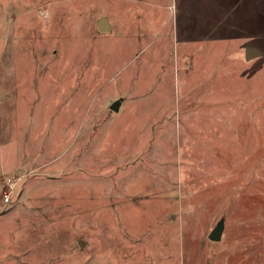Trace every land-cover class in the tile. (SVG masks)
Segmentation results:
<instances>
[{
  "label": "rangeland",
  "instance_id": "rangeland-1",
  "mask_svg": "<svg viewBox=\"0 0 264 264\" xmlns=\"http://www.w3.org/2000/svg\"><path fill=\"white\" fill-rule=\"evenodd\" d=\"M0 88V264H264V0H0Z\"/></svg>",
  "mask_w": 264,
  "mask_h": 264
},
{
  "label": "water",
  "instance_id": "water-1",
  "mask_svg": "<svg viewBox=\"0 0 264 264\" xmlns=\"http://www.w3.org/2000/svg\"><path fill=\"white\" fill-rule=\"evenodd\" d=\"M97 29L99 32H108L110 30V26L106 18L99 19L98 24H97ZM260 56H261V53L258 50L253 49L251 47L244 48V58L246 61L253 60ZM4 97H5V93L0 88V99ZM118 107H119V102L116 101L111 105L110 109L113 111H117ZM222 230H223V225L220 222L211 230L209 234V239L215 242L219 241L221 238Z\"/></svg>",
  "mask_w": 264,
  "mask_h": 264
},
{
  "label": "built area",
  "instance_id": "built-area-1",
  "mask_svg": "<svg viewBox=\"0 0 264 264\" xmlns=\"http://www.w3.org/2000/svg\"><path fill=\"white\" fill-rule=\"evenodd\" d=\"M3 196H4V199H5V202H7L8 199H9V191H4L3 192Z\"/></svg>",
  "mask_w": 264,
  "mask_h": 264
}]
</instances>
